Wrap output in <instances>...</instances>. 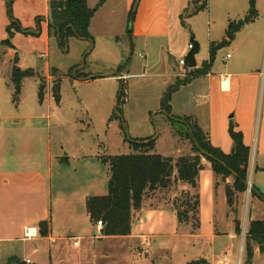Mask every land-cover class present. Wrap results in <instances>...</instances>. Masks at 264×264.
I'll return each mask as SVG.
<instances>
[{"label":"rangeland","instance_id":"1","mask_svg":"<svg viewBox=\"0 0 264 264\" xmlns=\"http://www.w3.org/2000/svg\"><path fill=\"white\" fill-rule=\"evenodd\" d=\"M18 1L10 8L7 1L0 0V21L10 15L11 21L17 20L26 28L17 31L12 38L20 65H16V54H9L12 48L0 44V157L5 159L0 166L15 167L20 157H24L35 166L46 167L50 151L61 159L67 157V162L59 163L54 159L50 177L53 235L57 241H41L38 255L33 258L44 264H141L140 259L146 257L144 249L131 250L128 242L121 239H99L96 224L90 227L84 195L107 193L110 173L101 157L131 153L126 141L127 131L132 139L154 138L159 130L158 153L175 156L179 150L176 147L180 146L181 152L188 150L195 154L189 139L178 136L182 142L177 144L179 139L166 131L171 124L161 109L169 87L164 85L165 76L173 73V67L179 72L187 69L180 60L190 51L192 33L201 46L197 58H204L209 52V40L217 42L224 26L231 29L235 22L233 18L224 25V7L226 10L240 9L246 0H169L168 38L149 43L140 39L134 44L130 36L128 0H105L90 28L94 40L70 35L63 41L53 30L49 33L44 21H40L42 27L37 28L39 24L34 14H44L43 3L32 5ZM100 1L88 0V5L94 8ZM204 4L206 11L193 16L196 8ZM36 28V33L29 32ZM6 37L5 27L0 25V39ZM222 50L226 53L229 48L227 45L220 48L219 55ZM21 65L23 69H34L35 75L23 79L21 93L14 97V68ZM119 67L134 75L126 82L112 78L120 73ZM190 69L194 68L187 70ZM184 78L186 76L182 75L180 79ZM60 79L61 101L58 104L53 97V86ZM194 80L173 92L171 114L184 116V112H189L197 115L199 122L205 125L211 119H208V108L199 92L201 78ZM121 89L124 94L116 107ZM13 119H21V122L15 124ZM208 162L203 159V163ZM228 179L226 183L234 182V178ZM92 180L97 187L89 189ZM181 191L194 193V189L182 190L177 185L169 191L157 192L145 200L143 207L171 206ZM235 208L242 229L238 264H248L244 238L250 219H264V202L247 189L237 193L232 209ZM185 226L193 232L194 223ZM69 227L83 236L80 245H74L73 239L69 244L64 238L70 235ZM196 240L191 236L181 239L172 259L159 253L152 264H186L198 259ZM23 248L21 242L0 243V264H9L12 256L24 257ZM184 251L186 256L182 258L180 253Z\"/></svg>","mask_w":264,"mask_h":264},{"label":"crops","instance_id":"2","mask_svg":"<svg viewBox=\"0 0 264 264\" xmlns=\"http://www.w3.org/2000/svg\"><path fill=\"white\" fill-rule=\"evenodd\" d=\"M2 1H7L8 4L11 3L13 5L17 0H12V2L10 0ZM19 1H27L32 5H37L39 2L43 3L44 14H34V19L36 17L38 21L39 25H37V28L39 27L40 29L42 27L40 21H44L48 30L50 3L53 0ZM135 1L128 0L129 12ZM103 7L104 5L95 13L91 20L90 28ZM256 7L258 10L257 17L239 28L235 38L227 44L229 51L224 53L222 50V54L219 55L218 50L211 67L207 69L206 73L196 77L198 79L201 78L199 87L201 90L199 92H201L202 101L208 108V119H211L209 123L202 125L198 120V116L189 112H184V116L178 117H194L201 128L209 134L212 144L225 153H230L233 150V140L229 133V124L233 117V121H235L238 129L244 135V142L250 147V184L252 186L255 185L258 191L264 194V0H256ZM249 9L250 0H246V4H242L240 9L226 10L224 7V19L222 20L225 23L224 25L234 18L235 22L230 27L232 28L246 17ZM205 11L206 8L202 7L197 13L193 12L192 14L197 16ZM8 16L10 17V15ZM8 16L6 15L4 20L0 21V25L5 27L7 37V27L13 21ZM9 20L11 21L10 23ZM21 28L23 27L21 26ZM37 28L29 32L36 33ZM223 29L217 42L227 39L229 28L224 26ZM131 33L132 44L140 39L149 43L152 40L168 38L170 34L169 0H138L136 15L131 25ZM212 41L211 39L209 40L208 49H210ZM12 52L17 57L16 65H20L21 60L16 49L12 48L9 54H12ZM209 56L210 52L202 59L197 58V68L202 67V64L209 59ZM20 68H22V65ZM179 71V69L173 67V73L165 76L164 85L166 87L175 82L178 77L181 78L182 75H185V72H188L185 68L181 72ZM132 75L134 74L121 70L117 76L111 77H117L126 82L127 78ZM196 78H193L190 82L195 81L194 79ZM183 86L185 84L181 85L177 91H180ZM172 109L173 105H171ZM13 120L15 124L21 122V119ZM167 130L171 136H176L179 139L177 144L182 142L174 134L172 126H167ZM159 136H155L156 147ZM138 138L150 137L141 136ZM176 148H179V150L175 156H165L179 157L192 154L188 150L181 152L182 148L180 146ZM48 154L46 167L41 164L35 166L31 160L28 158L24 159V157H20L18 165L15 167L0 166V243L21 242L25 253V256L21 259L40 264H44V262L33 258V256L38 255L39 243L45 239L52 242L57 241V238L53 235L50 177L53 173L54 159L62 162L65 157L61 159L60 156L53 155L51 151ZM4 160V158L0 157V164ZM204 165L205 167L199 176L200 220L202 221H200V228L197 232L193 233L185 225L184 230L182 226H179L176 211L172 205L144 206L134 212L132 231L129 235L102 236L101 228L97 227L99 239H121L128 242L131 250L133 248L144 249L146 257L140 259L141 264H152L153 259L159 253L166 254L169 260L172 259L177 249L176 244L181 239L191 236V238L197 239L196 242L199 245L196 248L199 253L197 254L198 259L205 257L211 264H238L240 238L236 233L235 219L237 216L227 202L226 182L221 181L220 177L214 173L210 162L204 163ZM231 178L233 179V177ZM227 180L229 179L227 178ZM90 185L89 189L97 187L93 180ZM178 186L182 190L192 189L188 184L182 182ZM105 194L101 193L100 195ZM84 196L87 200L92 195L86 193ZM259 200L262 201L261 199ZM44 220H49L51 223L50 234L47 237L41 236L39 231V225ZM90 227H96L92 221H90ZM27 229H31L33 233L31 236L26 235ZM75 231L74 227H69L68 232L70 235L67 236L68 238H64L68 239L69 244L72 239L74 242L78 240V245H80V239L83 236L77 235ZM180 254H182L183 258V256H186V251ZM193 260H196V258ZM263 262L264 252H261L260 248L255 246L254 256L249 264H261Z\"/></svg>","mask_w":264,"mask_h":264},{"label":"trees","instance_id":"3","mask_svg":"<svg viewBox=\"0 0 264 264\" xmlns=\"http://www.w3.org/2000/svg\"><path fill=\"white\" fill-rule=\"evenodd\" d=\"M12 2V0H10ZM105 0H101L96 7L91 8L88 0H53L50 3L49 33L52 30L55 35H59L62 41L70 35H76L82 39L94 40L90 32L91 20L95 13L104 5ZM138 2L135 1L129 12V25H132ZM11 8V3H9ZM206 7L205 4L203 8ZM11 10V9H10ZM9 10V11H10ZM201 8H196L197 13ZM258 15L256 0H250V9L246 17L235 24L227 31V39L220 42L210 43V56L200 68L190 69L184 79H176L165 92L161 109L171 114V100L173 92L181 85L191 81L193 78L206 73L215 60L217 51L230 43L236 32L247 22L254 20ZM17 31H23L18 21L13 20L7 27L8 37L0 40V44L15 48L12 38ZM132 36V33L130 34ZM17 62V57H16ZM186 68L189 67L186 65ZM123 70L119 67L118 71ZM56 72L57 70L54 69ZM34 69L14 68L13 82L15 85L14 97L19 96L22 89V81L26 77H33ZM88 77V76H85ZM61 79L53 86V97L59 104L61 101ZM124 94L119 96V102ZM43 92L40 93L42 99ZM172 115V114H171ZM173 116V115H172ZM170 124L175 135L181 139H189L193 144L195 154L181 155L177 159L165 156L156 152V140L150 138H126L131 148V153L121 155H110L101 157L102 161L109 168L110 178L108 181V192L105 195H92L86 200L87 212L92 223L97 226L98 221H102V236L129 235L132 231L134 212L143 208L144 203L157 192L169 191L180 182L188 184L194 193L181 191L172 200V207L176 211L179 226L194 223L193 232L200 228V192L199 176L205 165L203 159L210 162L214 173L226 182L228 177H233L232 184L226 183L225 191L227 202L234 208L237 193H244L248 189L250 147L244 142V135L238 129L235 121L231 120L229 133L233 140V150L225 153L220 148L214 146L209 134L205 132L196 119L191 116H173ZM205 152V154L202 153ZM67 162V157H64ZM253 189L258 188L253 185ZM263 194V193H262ZM254 197L256 195L252 193ZM264 195V194H263ZM236 213V208L232 209ZM236 233L241 234L240 218L235 219ZM51 223L44 220L39 225L40 235L47 237L50 234ZM255 246L264 252V220L250 219L245 235V253L248 264L254 256ZM9 264H40L32 263L12 256L8 260ZM186 264H211L205 258L192 260Z\"/></svg>","mask_w":264,"mask_h":264},{"label":"water","instance_id":"4","mask_svg":"<svg viewBox=\"0 0 264 264\" xmlns=\"http://www.w3.org/2000/svg\"><path fill=\"white\" fill-rule=\"evenodd\" d=\"M191 44L193 45V47L190 49L189 53L187 54L185 61H186V65L190 68H196L198 66V61H197V54L200 52V43L196 40L195 38V34L192 33L191 34ZM122 90V89H121ZM121 94V93H120ZM119 94V96H120ZM118 103L119 101H117L116 103V107H118ZM164 114H166L167 116L176 119L175 117H173L170 113L166 112V111H162ZM127 135L129 137L130 140H132L130 138V135L127 131ZM160 135V131L158 130L157 132V136ZM156 136V137H157ZM156 137L152 138V139H156ZM203 154H205L204 151H202ZM248 185V190L251 193H254L256 195L257 198L261 199L262 201H264V195L262 193H260L258 190L253 189L252 185L250 184V182L247 183Z\"/></svg>","mask_w":264,"mask_h":264},{"label":"built area","instance_id":"5","mask_svg":"<svg viewBox=\"0 0 264 264\" xmlns=\"http://www.w3.org/2000/svg\"><path fill=\"white\" fill-rule=\"evenodd\" d=\"M193 47V45L192 44H189V49H191ZM180 63L183 65V66H186V61H185V59L184 58H182L181 60H180ZM103 225V223H102V221H98L97 222V227H100L101 228V226ZM33 233L31 232V229H27V231H26V235L27 236H31ZM79 244V241L78 240H76L75 242H74V245H78ZM226 258V257H225ZM29 262V261H28Z\"/></svg>","mask_w":264,"mask_h":264}]
</instances>
